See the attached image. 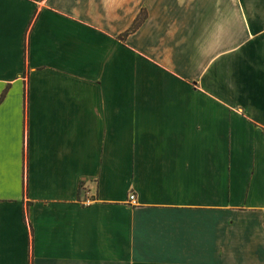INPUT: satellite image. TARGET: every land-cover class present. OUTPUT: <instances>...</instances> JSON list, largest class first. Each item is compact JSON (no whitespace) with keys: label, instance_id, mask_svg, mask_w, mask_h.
<instances>
[{"label":"crops","instance_id":"0c3cea01","mask_svg":"<svg viewBox=\"0 0 264 264\" xmlns=\"http://www.w3.org/2000/svg\"><path fill=\"white\" fill-rule=\"evenodd\" d=\"M0 264H264V0H0Z\"/></svg>","mask_w":264,"mask_h":264},{"label":"trees","instance_id":"16d2710c","mask_svg":"<svg viewBox=\"0 0 264 264\" xmlns=\"http://www.w3.org/2000/svg\"><path fill=\"white\" fill-rule=\"evenodd\" d=\"M146 16H147L146 11L141 10L139 14L136 16V18L134 19L130 28L125 33H123V36H126V34L135 31L144 22Z\"/></svg>","mask_w":264,"mask_h":264},{"label":"built area","instance_id":"2783aa9c","mask_svg":"<svg viewBox=\"0 0 264 264\" xmlns=\"http://www.w3.org/2000/svg\"><path fill=\"white\" fill-rule=\"evenodd\" d=\"M129 201L134 203L135 202V195L134 194H130L128 197Z\"/></svg>","mask_w":264,"mask_h":264}]
</instances>
